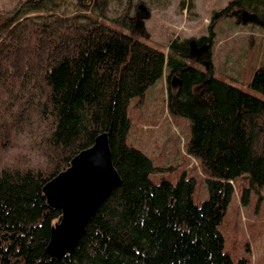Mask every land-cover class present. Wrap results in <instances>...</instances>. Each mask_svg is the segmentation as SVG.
<instances>
[{
	"label": "trees",
	"instance_id": "1",
	"mask_svg": "<svg viewBox=\"0 0 264 264\" xmlns=\"http://www.w3.org/2000/svg\"><path fill=\"white\" fill-rule=\"evenodd\" d=\"M63 1L18 0L0 11V264H234L219 226L237 178L264 188V101L186 59L210 61L222 18L264 21V0H229L208 37H175L166 54L116 26L136 28L128 8L110 19L108 0H74L68 16ZM166 67L167 107L191 121L188 152L207 176L208 199L198 205L194 178L153 182V161L126 142L130 101ZM248 86L264 95V66ZM103 133L120 187L74 252L52 258L46 249L61 212L43 188Z\"/></svg>",
	"mask_w": 264,
	"mask_h": 264
},
{
	"label": "rangeland",
	"instance_id": "2",
	"mask_svg": "<svg viewBox=\"0 0 264 264\" xmlns=\"http://www.w3.org/2000/svg\"><path fill=\"white\" fill-rule=\"evenodd\" d=\"M18 0H0V11L12 10ZM74 0H64L60 10L71 16ZM108 17L117 18L129 9L137 17L136 28L116 25L141 42L167 53L169 42L180 39L208 37L209 26L216 11L229 0H108ZM242 21L225 17L213 27L211 59L200 62L186 59L194 68L215 79L239 88L264 101V95L249 86L253 73L264 66V21ZM194 52L198 50L193 48ZM169 67L163 76L150 86L144 97L130 101L127 115L130 129L127 144L145 153L157 168L151 174L153 182L162 179L175 184L181 177L195 179L193 202L208 199L205 175L199 159L188 152L192 138L191 121L173 114L167 107ZM171 79V88L172 82ZM23 136V132L19 133ZM219 230L224 238V253L234 264H264V188H249L245 177L233 184V195Z\"/></svg>",
	"mask_w": 264,
	"mask_h": 264
},
{
	"label": "water",
	"instance_id": "3",
	"mask_svg": "<svg viewBox=\"0 0 264 264\" xmlns=\"http://www.w3.org/2000/svg\"><path fill=\"white\" fill-rule=\"evenodd\" d=\"M172 86H178L175 79ZM120 184L112 162L109 134L103 133L43 188L48 207L61 212L51 229L48 255L55 259L71 255L98 209Z\"/></svg>",
	"mask_w": 264,
	"mask_h": 264
}]
</instances>
